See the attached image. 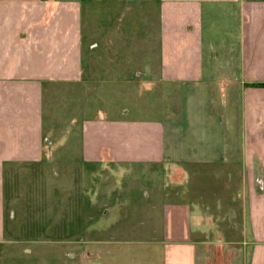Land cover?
I'll return each instance as SVG.
<instances>
[{
    "label": "crops",
    "instance_id": "obj_1",
    "mask_svg": "<svg viewBox=\"0 0 264 264\" xmlns=\"http://www.w3.org/2000/svg\"><path fill=\"white\" fill-rule=\"evenodd\" d=\"M158 4V55L125 60L143 65L122 81L132 109L83 121L81 163L186 169L188 188L153 197L162 224L149 258L264 264V0ZM80 12L79 0H0V258L4 165L43 161L50 83L88 82Z\"/></svg>",
    "mask_w": 264,
    "mask_h": 264
},
{
    "label": "rangeland",
    "instance_id": "obj_2",
    "mask_svg": "<svg viewBox=\"0 0 264 264\" xmlns=\"http://www.w3.org/2000/svg\"><path fill=\"white\" fill-rule=\"evenodd\" d=\"M79 1L82 12L76 21L81 22L88 82L82 87L50 83L43 94V127L49 137L43 161L4 165L1 250L7 252L0 264H162L157 254L149 258L147 242L160 236L162 224V205L154 204L153 197L169 196L173 185L188 188L186 169L182 174L150 165H85L80 154L85 119L100 112L125 118V108L132 109L124 82L128 72L143 65L125 60L158 55V0ZM91 70L98 82H90ZM152 107L149 111L155 112Z\"/></svg>",
    "mask_w": 264,
    "mask_h": 264
},
{
    "label": "trees",
    "instance_id": "obj_3",
    "mask_svg": "<svg viewBox=\"0 0 264 264\" xmlns=\"http://www.w3.org/2000/svg\"><path fill=\"white\" fill-rule=\"evenodd\" d=\"M256 85H261V86H262V85H264V84H256Z\"/></svg>",
    "mask_w": 264,
    "mask_h": 264
}]
</instances>
